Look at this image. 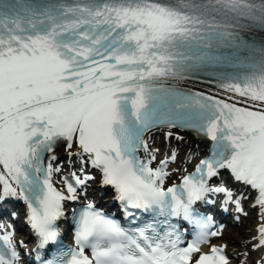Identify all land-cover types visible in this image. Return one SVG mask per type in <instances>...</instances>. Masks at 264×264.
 I'll list each match as a JSON object with an SVG mask.
<instances>
[{"label":"snow or ice","instance_id":"1","mask_svg":"<svg viewBox=\"0 0 264 264\" xmlns=\"http://www.w3.org/2000/svg\"><path fill=\"white\" fill-rule=\"evenodd\" d=\"M211 67L235 69L220 87L248 107L167 83ZM157 127L212 142L179 187L164 188L167 159L153 169L136 155ZM59 147L98 169L125 209H158L199 231L180 248L175 224L163 235L132 233L89 203L76 220L75 248L46 264H229L222 247L201 252L218 232L195 205L225 193L242 211L231 192L207 183L226 168L257 191L264 217V0H0V165L11 177L0 174V201L28 203L41 248L58 242L63 202L77 199L71 183L67 195L51 183ZM258 233L264 248V224ZM0 241V264H18L12 233Z\"/></svg>","mask_w":264,"mask_h":264},{"label":"bare ground","instance_id":"2","mask_svg":"<svg viewBox=\"0 0 264 264\" xmlns=\"http://www.w3.org/2000/svg\"><path fill=\"white\" fill-rule=\"evenodd\" d=\"M186 85L191 88L192 90H197V91H201V92H207V93H211V94H216V95H219L221 96L222 98L224 97H228V98H235L236 101L238 100H241V101H244L245 98L244 97H240L238 96L236 93L234 92H228L226 91L225 89H222V88H217V87H213V86H210V85H204V84H200V83H192V82H187ZM249 103H252V102H249ZM240 105H243V104H240ZM152 138H154V141L155 143L158 142V139L156 138V135L155 136H152ZM61 151H57L55 152V154H60ZM241 232H242V229L239 228L237 230V232L233 235L227 231H225L223 233V240H225L228 245H229V249H235V248H238V249H243L244 248V245H245V239L241 237ZM254 234V232L251 234V236ZM244 236H248L251 238L250 236V230H245ZM236 252V251H235ZM253 253H255L253 251ZM239 258L242 259L243 258V255H239ZM234 264V263H232Z\"/></svg>","mask_w":264,"mask_h":264},{"label":"rangeland","instance_id":"3","mask_svg":"<svg viewBox=\"0 0 264 264\" xmlns=\"http://www.w3.org/2000/svg\"><path fill=\"white\" fill-rule=\"evenodd\" d=\"M246 226H248V222H246ZM249 227H244V228H241L242 229V232H241V237L243 238L244 237V232H245V230H247ZM227 231H229L230 233H232V231H230V230H227ZM235 233V232H234Z\"/></svg>","mask_w":264,"mask_h":264}]
</instances>
